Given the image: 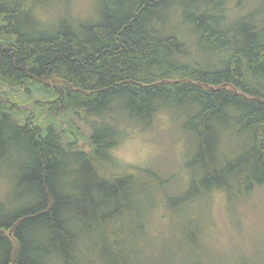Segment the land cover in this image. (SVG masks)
<instances>
[{
  "label": "trees",
  "instance_id": "1",
  "mask_svg": "<svg viewBox=\"0 0 264 264\" xmlns=\"http://www.w3.org/2000/svg\"><path fill=\"white\" fill-rule=\"evenodd\" d=\"M253 1L0 0V264H264V246L209 244L191 212L264 186ZM161 115L188 135L178 183L110 153Z\"/></svg>",
  "mask_w": 264,
  "mask_h": 264
},
{
  "label": "rangeland",
  "instance_id": "2",
  "mask_svg": "<svg viewBox=\"0 0 264 264\" xmlns=\"http://www.w3.org/2000/svg\"><path fill=\"white\" fill-rule=\"evenodd\" d=\"M259 3L261 0L253 1V4ZM41 17L44 20L52 19V16L49 17L47 14ZM39 89L40 93L44 90L42 87ZM28 90H30L27 91L28 93L20 95L24 101L22 109L33 114L34 109L27 97L31 93L33 97H37L38 94L33 92L32 88ZM5 93L11 96L14 92L9 89ZM74 121L82 128L84 134L88 133L81 119L76 118ZM58 129L62 130L60 127ZM187 138L188 135L182 132L178 123L173 126L165 115H161L146 129H133L121 135L110 153L120 165L154 167L165 175L176 176L174 179H177L176 183H178L182 181L181 174H184L183 170L189 154ZM254 194V197L252 195L249 199L227 201L224 194L213 191L210 196L199 198L197 204L193 203L191 212L205 219L204 228L209 244L219 249L239 248L242 247L241 245H245L246 248L264 246V232H261L264 229V186ZM162 212L158 204L153 205L146 222L148 229L154 231L153 226L160 228L166 226L167 218Z\"/></svg>",
  "mask_w": 264,
  "mask_h": 264
}]
</instances>
